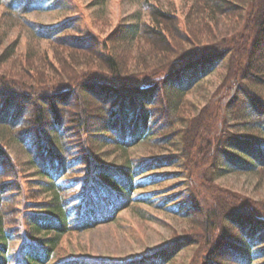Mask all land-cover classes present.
<instances>
[{
  "label": "trees",
  "instance_id": "trees-1",
  "mask_svg": "<svg viewBox=\"0 0 264 264\" xmlns=\"http://www.w3.org/2000/svg\"><path fill=\"white\" fill-rule=\"evenodd\" d=\"M4 1L26 14L46 0ZM145 4L105 36L75 14L31 23L38 47L0 36V264H168L196 247L201 264H264V198L219 182L264 174V0ZM220 68L235 95L200 104ZM181 177L158 204L185 220L181 234L130 261L55 260L68 233L155 204Z\"/></svg>",
  "mask_w": 264,
  "mask_h": 264
},
{
  "label": "rangeland",
  "instance_id": "rangeland-1",
  "mask_svg": "<svg viewBox=\"0 0 264 264\" xmlns=\"http://www.w3.org/2000/svg\"><path fill=\"white\" fill-rule=\"evenodd\" d=\"M64 1L68 4L67 6L61 3L59 9L52 10L49 7L52 0H46L44 3H38L26 14L19 12L21 9L13 10L8 8L6 4H1L0 36L7 33V39L10 38V40L21 36L22 49L27 42L34 43L38 47L40 42H35L28 31V28H31V23L55 24L74 14L81 18L83 32L105 36L120 23L130 21L136 13L146 14L145 3L148 0ZM151 1L177 8L185 2V0ZM83 32L80 31V33ZM46 46L47 44L43 42L41 49ZM220 71L221 68L208 77L207 84H204L205 89L201 90L204 91L202 94L204 97L201 95L197 98L200 104L211 102L212 99H217L215 103L226 104L235 95L234 86L228 93L221 88V76L218 73ZM240 98L230 104V112L226 113L228 117L225 122L234 130L239 127L236 125V121L240 118L231 112L232 106L236 104L238 107L242 106L241 109H243L244 105L248 104V102L242 103ZM140 151L144 152L142 149ZM219 182L248 198L255 200L264 198V174L228 173ZM161 186L165 188L161 189L160 194L162 195L157 199L158 201H154L155 204H134L133 207L121 211L115 221L100 224L90 230L74 231L65 235L55 260L85 256L93 258L97 262L102 259L119 262L130 261L141 258L146 252L155 250L161 244L181 234L186 225L185 220L167 211L166 208L158 207V204L164 196L183 190L186 187L185 178L172 179ZM154 188H159V186H149L146 190L152 191ZM154 199L152 197V200ZM198 249L199 247L192 250L183 249L178 253L175 260L168 264H201L203 254Z\"/></svg>",
  "mask_w": 264,
  "mask_h": 264
}]
</instances>
